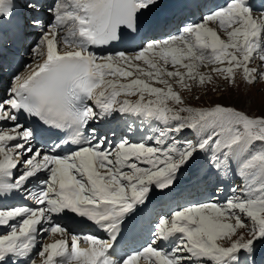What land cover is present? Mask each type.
Listing matches in <instances>:
<instances>
[{
  "label": "snow or ice",
  "instance_id": "6c2138e0",
  "mask_svg": "<svg viewBox=\"0 0 264 264\" xmlns=\"http://www.w3.org/2000/svg\"><path fill=\"white\" fill-rule=\"evenodd\" d=\"M177 6L0 0L33 36L0 95V264H264V114L187 102L264 83V0Z\"/></svg>",
  "mask_w": 264,
  "mask_h": 264
},
{
  "label": "rangeland",
  "instance_id": "374dc122",
  "mask_svg": "<svg viewBox=\"0 0 264 264\" xmlns=\"http://www.w3.org/2000/svg\"><path fill=\"white\" fill-rule=\"evenodd\" d=\"M20 1L22 3V0H20ZM208 2H209V0H207L205 3H208ZM216 3H218V2H216ZM20 10H21V13L24 12V10L22 8H20L19 11ZM193 13H195V16L199 15V12L197 11V9H193L192 7H190L184 12V14L182 16L185 15V16H187L189 18H194L193 15H192ZM7 25L8 26L5 27L3 29V31H0V42L2 40V43H5L4 47H6V44L10 43V37L12 35V40L11 41H14V44H15L16 47L20 46L21 45V41H23V38H18L14 25H10V24H7ZM6 30H9L11 32V34H10V32L5 34V37L8 38V39L6 38L7 41L5 42V41H3L4 40L3 38H5V37H3V33ZM31 42H32V40L29 42L27 47H29ZM9 47H10V51L13 52L14 50H12V42L9 44ZM2 49H3V46H1V44H0V54H1V50ZM10 56L11 55H9L8 53H2L1 57H0V63H2L4 58H6V57L10 59ZM25 56H26V58L28 60V63H31V57H30L28 52H27V54H25ZM25 63H23V64H25ZM24 70L25 69H23V67H20L18 69V72H22ZM201 70L205 71L206 69H201ZM15 71H14V74L16 73ZM5 78H6V81H7L8 80V76H6ZM0 89L2 90V87H0ZM198 94L200 95V99L199 100L188 99L187 102L189 104L193 105V106H208V105H211V104H214V103H222V104H225V105L235 106L238 109L246 110V111H248L250 113H255L257 115L264 114V83H257L254 87H251V88H248V86H246L244 84H241L240 85V93H239V95H237L236 92L231 91V90H229L227 92L224 91V90H219V91L214 92V93L213 92H208L207 95H204L202 92H199ZM183 95L185 97H188L189 93L184 92ZM189 138H191V136H189ZM229 183H231V182L229 181ZM235 183L239 184L240 180L236 179ZM178 202H180V201H178ZM155 209L157 211L161 210L159 205H156ZM166 210H167V208L166 209L164 208V211H166Z\"/></svg>",
  "mask_w": 264,
  "mask_h": 264
},
{
  "label": "bare ground",
  "instance_id": "6f19581e",
  "mask_svg": "<svg viewBox=\"0 0 264 264\" xmlns=\"http://www.w3.org/2000/svg\"><path fill=\"white\" fill-rule=\"evenodd\" d=\"M201 1V2H200ZM207 0H177L176 2H177V9H176V11H177V13H178V15L179 16H181L182 14H184V12H185V10H187V8H190V7H183L182 5H185V4H187V5H192V4H195V3H205ZM215 2H218V3H220V4H222L223 2H224V0H215ZM257 2H260V0H257ZM194 8V7H193ZM19 9L20 8H18V12H20L21 13V10L19 11ZM196 9V8H195ZM23 13V12H22ZM10 25H13V24H10ZM8 25H4V26H2V27H0V31H3V29L5 28V27H7ZM7 31V30H6ZM9 31V30H8ZM11 33V32H10ZM4 39V38H3ZM10 40H12V35H11V39ZM14 40V39H13ZM23 40H25V38H23ZM1 42H2V40H1ZM0 42V43H1ZM1 46H2V44H1ZM118 48H120V47H123V46H117ZM21 49L22 48V46L20 45V46H18V47H16L15 46V44H14V41H12V50H14L13 52H11L10 51V47H9V44H6V47H3V49L1 50V54L2 53H8L9 55H13V54H15L16 53V51L15 50H17V49ZM97 52H100L101 51V49H95ZM5 55V54H4ZM3 55V56H4ZM0 57H1V55H0ZM6 60H7V57L6 58H4V60H3V62L0 64V66L3 64L4 65V63L6 62ZM19 62V61H18ZM26 63H28V60L26 61ZM13 65H11V68L9 69L10 70V74H13L14 73V71L16 70V73L18 72V70H17V68L18 67H20L21 66V63L19 62V64H18V66H15V67H12ZM5 68V67H4ZM4 68H1V70H0V72L2 71V70H4ZM24 69V68H23ZM8 76V80L6 81V76ZM11 78H12V76H9L8 74H5V71H4V74H2V76L0 77V87H2V90L0 89V95H2L3 94V90H4V88L8 85V83L10 82V80H11ZM4 84V85H3ZM6 84V85H5ZM113 127H115V126H113ZM136 139H139L140 138V133H137V136L135 137ZM166 199V198H165ZM19 201V198L18 197H16V198H13V199H10V200H8V201H6V202H4L6 205H11V204H14V203H17ZM157 203H159V201H153V202H150V204L148 205V216H155V214L154 213H152L151 212V209H153V208H155V204H157ZM101 236H105V234L104 233H102V232H100L99 233ZM106 238V237H105ZM129 248H133L132 246H130Z\"/></svg>",
  "mask_w": 264,
  "mask_h": 264
}]
</instances>
